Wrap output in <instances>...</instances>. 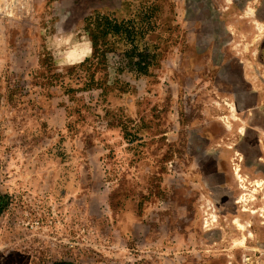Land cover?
Masks as SVG:
<instances>
[{"label":"rangeland","instance_id":"obj_1","mask_svg":"<svg viewBox=\"0 0 264 264\" xmlns=\"http://www.w3.org/2000/svg\"><path fill=\"white\" fill-rule=\"evenodd\" d=\"M198 8L0 0V264H198L200 188L242 123L220 81L230 36ZM99 13L150 23L147 74L116 56L85 86Z\"/></svg>","mask_w":264,"mask_h":264},{"label":"crops","instance_id":"obj_2","mask_svg":"<svg viewBox=\"0 0 264 264\" xmlns=\"http://www.w3.org/2000/svg\"><path fill=\"white\" fill-rule=\"evenodd\" d=\"M192 1L210 19L222 20L230 36L223 50L231 57L220 81L242 120L241 139L218 153L206 172L213 182L207 191L200 188L210 204L198 203L199 229L210 237H202L198 264H264V0ZM236 82L244 89H236Z\"/></svg>","mask_w":264,"mask_h":264},{"label":"trees","instance_id":"obj_3","mask_svg":"<svg viewBox=\"0 0 264 264\" xmlns=\"http://www.w3.org/2000/svg\"><path fill=\"white\" fill-rule=\"evenodd\" d=\"M86 21L87 29L90 31L92 56L85 59L76 70L88 73L89 81L85 86H90L92 82H95V73L100 68L104 69L108 65L109 59L116 56L120 72L128 70L137 75L149 72L156 57L143 43L147 32L151 29L150 23L146 25L143 22L138 23L133 18L118 20L110 15L100 13L96 16H89ZM108 37H111L112 41ZM117 40L123 43L122 50H119L115 45Z\"/></svg>","mask_w":264,"mask_h":264}]
</instances>
